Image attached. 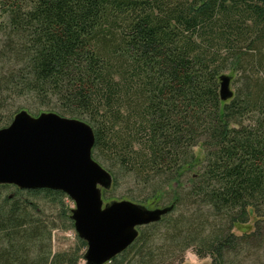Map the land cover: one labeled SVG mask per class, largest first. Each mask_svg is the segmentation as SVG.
<instances>
[{
	"label": "trees",
	"instance_id": "trees-1",
	"mask_svg": "<svg viewBox=\"0 0 264 264\" xmlns=\"http://www.w3.org/2000/svg\"><path fill=\"white\" fill-rule=\"evenodd\" d=\"M223 73L238 84L227 101ZM18 98L91 124L93 156L141 204L173 192L172 211L106 264H181L189 248L227 264L264 242V0H0V128ZM252 213L257 229L235 234ZM56 226L6 199L0 264H79L80 238L51 254Z\"/></svg>",
	"mask_w": 264,
	"mask_h": 264
},
{
	"label": "water",
	"instance_id": "water-1",
	"mask_svg": "<svg viewBox=\"0 0 264 264\" xmlns=\"http://www.w3.org/2000/svg\"><path fill=\"white\" fill-rule=\"evenodd\" d=\"M220 97L234 96L232 76L219 77ZM95 132L87 121L22 109L8 126L0 128V185L21 190L50 189L75 202L70 218L87 243L84 264H106L131 246L139 227L159 222L174 204L148 207L128 199L104 203L103 190L113 175L93 158Z\"/></svg>",
	"mask_w": 264,
	"mask_h": 264
},
{
	"label": "rangeland",
	"instance_id": "rangeland-1",
	"mask_svg": "<svg viewBox=\"0 0 264 264\" xmlns=\"http://www.w3.org/2000/svg\"><path fill=\"white\" fill-rule=\"evenodd\" d=\"M237 85L238 84L232 81V89L234 92H236ZM22 109L27 110L34 116H37L42 112L54 111L47 107L39 106L32 99L26 100V98H18L14 104L12 103L4 110V114L6 116H11L9 124L13 120L15 114ZM9 124L5 126H8ZM194 149L196 154H201L198 146H196ZM93 158L97 160L104 168L109 170L107 165L101 160L94 156ZM137 194L138 190H136L133 181L129 178L121 176L117 185H113L109 190H103V200L104 203H107L113 200L128 199L137 203H141L138 202V199L136 200L132 197L137 196ZM172 196L173 192L168 191L164 198L159 201L158 204L152 207H162L169 205L170 201L172 200ZM6 199L27 200L28 202L35 204L39 208L40 213L53 216V218L56 219L57 226L51 230L52 255L74 251V249L77 247L79 236L75 230L73 220L70 218L71 209L75 207V202L67 194L64 192L61 195H48L45 192L30 193L29 190H21L15 185L1 184L0 204H2ZM258 219L259 217L252 213L250 214L247 222L236 223L232 230L239 236L254 232L257 229ZM259 233H257V238L251 239L249 244L244 243V247L242 246L241 249H238L236 252L230 255V257H228L229 260L227 261V264H264V242H262L261 237H259ZM149 235L153 236V232H150ZM85 251L86 249H83L82 253ZM182 260L183 261L181 264H211L210 256L201 258L196 254L193 248H189L184 252ZM168 261L170 264H179L178 256L176 260L174 258H170L167 260V262ZM84 263L85 259L79 260V264Z\"/></svg>",
	"mask_w": 264,
	"mask_h": 264
}]
</instances>
